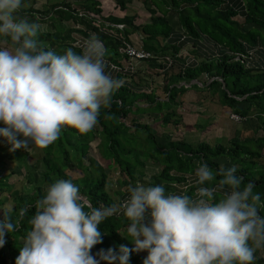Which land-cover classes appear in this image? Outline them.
<instances>
[{"label": "trees", "instance_id": "1", "mask_svg": "<svg viewBox=\"0 0 264 264\" xmlns=\"http://www.w3.org/2000/svg\"><path fill=\"white\" fill-rule=\"evenodd\" d=\"M37 1L23 0L16 15L18 19L46 24L37 37L41 47L59 54L72 47L79 53V41L95 34L107 48L106 71L124 83L113 93L110 106L101 107L98 123L89 133L64 127L55 142L38 148L35 155L43 165L40 179L27 174L29 152L11 151V145L0 137V148L6 146L3 155L0 151V166L6 167V161H10L19 167V171H0V219L12 209L10 214L18 222L16 231L7 234L6 243L0 247V264H15L37 201L60 179L78 185L83 199L92 206L116 204L118 208L116 214L100 223V230L106 234L102 243L91 250L93 254L109 247L118 249L121 244L133 246L131 237H123L128 236L129 221L119 206L130 196L129 186L134 187L145 175L147 161L158 169L150 174L148 185L162 184L166 194L194 196L199 187L195 184L196 169L206 162L217 173L235 165L243 183L253 181L254 192L261 193L264 200V135L243 137L233 129L227 144L204 140L191 144L179 138L164 142L155 131L158 126H176L180 122L174 109L181 102L177 97L192 87L204 91L215 85L220 89L222 111L229 108V118L231 113L240 116L239 121L230 118L232 122L245 123L255 117L259 123L255 129L264 131V0H137L146 10L145 19H140L138 12L124 13L127 4L135 0H110L111 4L104 6V11L108 7L110 11L104 15L100 0H45L41 7L36 6ZM124 42L155 56L134 63L131 72L111 69V63L121 67L125 64L126 57L119 53ZM166 53L175 64L161 71L158 60ZM188 58L192 61L185 67L183 63ZM172 69L177 73L172 75ZM161 77L165 83L155 87L153 82L161 81ZM204 77L206 80L201 81ZM176 78L183 83H174ZM161 89L166 92L165 100L159 98ZM140 113L161 115L153 116L148 124L135 119ZM0 127H4L3 123ZM69 168H77L80 175L72 179L66 172ZM113 170L119 172L117 182L124 184L122 191H114L116 203L110 194L113 180H108ZM220 178L218 174L216 181L206 182L205 186H215ZM21 183L32 185V192H18ZM9 195L14 205L4 207ZM222 195L218 192L215 199L218 201ZM24 208L27 212L21 217L20 210ZM85 210L90 211L87 207ZM259 211L264 215V207ZM255 257L252 264H264V249H258ZM144 258L133 252L129 264H143Z\"/></svg>", "mask_w": 264, "mask_h": 264}, {"label": "clouds", "instance_id": "2", "mask_svg": "<svg viewBox=\"0 0 264 264\" xmlns=\"http://www.w3.org/2000/svg\"><path fill=\"white\" fill-rule=\"evenodd\" d=\"M23 0H0V137L10 150L44 149L64 127L89 133L102 106L124 83L107 68V48L95 34L63 54L45 49L37 39L39 22L18 19ZM235 165L213 170L206 162L196 169L194 196L166 194L162 184L129 186L119 206L129 221L132 247L119 245L92 253L102 243L99 228L117 213L115 205L92 206L79 186L60 179L36 203L15 264H129L133 252L147 251L143 264H252L264 249V207L253 181L244 184ZM215 186H205L216 181ZM225 188L228 190L225 191ZM218 192L223 195L218 199ZM90 209L86 211L85 208ZM12 209L0 219V247L16 231ZM27 209L20 210L23 217Z\"/></svg>", "mask_w": 264, "mask_h": 264}, {"label": "rangeland", "instance_id": "3", "mask_svg": "<svg viewBox=\"0 0 264 264\" xmlns=\"http://www.w3.org/2000/svg\"><path fill=\"white\" fill-rule=\"evenodd\" d=\"M115 1V0H113ZM45 2V0H38L36 6L41 7ZM103 12L106 14L107 12L109 13L110 7L106 8L104 11V6L110 5V0H100ZM116 3V2H115ZM127 12L124 13H129V14H134V13H139L141 15L140 19H145L144 15H146V10L141 6V4L135 0L132 4H127ZM112 10V9H111ZM112 12V11H111ZM119 12V11H118ZM120 13V12H119ZM144 16V17H143ZM147 16V15H146ZM98 18V17H96ZM238 18V17H237ZM46 25V24H45ZM43 24V28L45 27ZM166 55H168L166 53ZM157 70V69H156ZM172 75L177 73L176 69H172ZM171 75V76H172ZM169 77V76H168ZM161 81L159 82L157 79L153 84L158 87H161L165 82L163 81L164 78H160ZM201 81L206 80V78H201ZM183 80H179V78H176L174 83H180L182 84ZM191 83V82H190ZM199 83V82H198ZM199 85V84H198ZM201 85V84H200ZM190 85H186V87H190ZM189 88L182 96L177 97V101H181L175 108V113L178 115L180 122L174 126L171 124H168L167 127H161L158 126L155 128V131L157 132V137H162L164 142L174 139V138H179L183 139L184 141H188L191 144H196L197 142L204 140L207 142H212V141H217L221 142L222 144H227V137L231 132H233V129L238 131L241 136H252V137H261L264 135V131L261 129H255L256 125L259 124L257 123L255 117H252L249 121L252 122V124L248 125L249 121L243 122V123H235L232 122L229 118V111L230 109H226L225 111L223 110L222 104L219 100V92L220 89L218 88L217 85H215L212 90L207 89L202 91L201 89H193ZM216 89L218 92L214 91ZM158 92L159 98L165 100L167 95L164 89L159 90ZM148 106V105H147ZM165 111V110H164ZM163 111V112H164ZM162 114V112H161ZM161 114H147V113H140L139 115L135 116V119H137L141 123H152L153 121V116L155 118L159 117ZM236 114V113H235ZM127 123L131 124L130 120H127ZM203 125V126H202ZM205 128H201L204 127ZM200 126V127H199ZM197 128V129H196ZM230 131V133H229ZM232 134V133H231ZM230 134V135H231ZM5 147L0 148V151L2 155L5 153ZM264 152V144L262 148ZM31 157L27 158V174H30L31 176H37L38 179L41 178V174L43 172V165L41 162L38 161V158L36 157L35 153L39 152L38 148L36 146H32L31 148L27 149ZM93 153V152H92ZM97 154V153H94ZM263 158V157H262ZM6 167L0 166V171L3 173L9 172L10 169H15L19 171V167L15 165L14 162L8 163ZM262 164L264 165V159L262 161ZM112 170V169H111ZM158 171V169L154 166H152L150 161H147V167L145 171V175L143 177L138 178V180L135 182V185L137 183H142L144 185H148L150 182V174H153V172ZM66 172L71 175L72 179L77 178L80 175V171L77 168H69L66 170ZM118 171L113 170L112 174L109 175L108 180H113V184L110 185V194L111 197L114 199L116 203V198L118 197L114 191L116 190H123L124 189V184L117 182L118 178ZM25 182V181H24ZM21 189H18L17 191L20 193L27 192L30 194L32 192V185H27V183L22 184ZM20 190V191H19ZM7 204L4 205V207H12L14 205L13 202V197L12 195H9L7 197ZM116 205V204H115ZM141 254L143 257L147 256V251H140L138 252Z\"/></svg>", "mask_w": 264, "mask_h": 264}, {"label": "built area", "instance_id": "4", "mask_svg": "<svg viewBox=\"0 0 264 264\" xmlns=\"http://www.w3.org/2000/svg\"><path fill=\"white\" fill-rule=\"evenodd\" d=\"M121 26L122 25H118V27H121ZM184 37L185 36H183V39H184ZM84 42H85V40L79 41L81 46L83 45ZM119 53L126 57V59H123L125 61L124 66L121 67L118 64H114V63H111V65H110L111 69H114L118 72L120 70H128L131 72L134 69L133 68L134 63H137L141 60H146L147 58H153L155 56V55H152L150 53V51H147L140 46L139 47L133 46L128 42H124L123 45L119 47ZM191 61H192V59L188 58L183 63L184 66L187 67ZM158 62L160 63L161 71L164 69L166 70L167 68H171V66H173L175 64L174 59L169 55H165L164 57L162 56L160 61L158 60ZM230 118L235 120V121L240 120V116L238 114H235V113H231Z\"/></svg>", "mask_w": 264, "mask_h": 264}]
</instances>
